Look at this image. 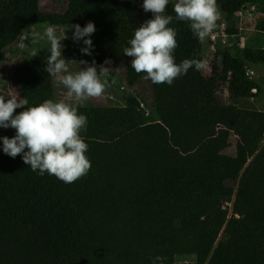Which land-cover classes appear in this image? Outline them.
Masks as SVG:
<instances>
[{"label": "trees", "instance_id": "trees-1", "mask_svg": "<svg viewBox=\"0 0 264 264\" xmlns=\"http://www.w3.org/2000/svg\"><path fill=\"white\" fill-rule=\"evenodd\" d=\"M257 1L264 0H217V9L225 15ZM176 2L166 6L175 62L202 60L189 22L176 19ZM26 3L18 0L5 18L0 61L32 26L91 21L93 48L85 58L99 73L102 53L130 47L145 22L143 0H65L64 10L24 13ZM254 28L264 33V15ZM237 44H213L208 88L194 66L171 85L139 73L125 105L78 106L87 118L80 135L91 168L72 183L33 171L23 153H4L0 137V264H172L180 256L190 258L186 264H264V111L234 106L255 95L248 63L264 62V48H244L236 58ZM105 79L114 86L111 72ZM235 136L245 148L230 156ZM69 196L79 203L70 235Z\"/></svg>", "mask_w": 264, "mask_h": 264}, {"label": "clouds", "instance_id": "clouds-1", "mask_svg": "<svg viewBox=\"0 0 264 264\" xmlns=\"http://www.w3.org/2000/svg\"><path fill=\"white\" fill-rule=\"evenodd\" d=\"M168 2L143 0L144 11L153 13V18L135 30L134 37L129 41L130 47L124 49V54L133 58L131 66L137 73H146V78L155 84L171 85L175 78L186 74L193 66L201 71L206 69L207 64L195 59H185L179 64L175 62L176 31L169 26L173 17L165 15ZM174 12L177 20L189 22L201 42L211 35L218 20L217 0H177ZM71 27L74 28L72 39L76 42L83 40L86 45L81 52L91 55L93 43L90 37L95 32L94 23L89 21L84 27L79 24ZM31 36L34 44L45 38L50 42L45 70L67 91L59 100L48 99L30 107H26L27 99L14 94L0 95V127L16 130L12 138H2L3 152L13 158L23 153L24 163L33 171L39 170L41 175L47 172L65 183H72L91 168L85 154L88 145L80 135L81 129H86L87 118L78 114V106L89 98L103 94L108 81L101 77L109 75L110 69L105 65L111 61L105 60L99 73L95 61L91 66L73 73L69 70V61L61 55V41L67 38L66 29L57 35L56 29L48 26L43 36L39 33H32ZM37 54L38 50L33 49L32 57ZM17 108L24 110L14 114ZM156 259L161 260L162 257L157 256Z\"/></svg>", "mask_w": 264, "mask_h": 264}, {"label": "rangeland", "instance_id": "rangeland-1", "mask_svg": "<svg viewBox=\"0 0 264 264\" xmlns=\"http://www.w3.org/2000/svg\"><path fill=\"white\" fill-rule=\"evenodd\" d=\"M176 1V0H175ZM18 0H0V31L3 29L4 21L9 13V11L15 6ZM143 5V4H142ZM142 5L138 6L144 16L145 21L153 18V13L145 12ZM66 7L65 0H27L23 8L24 13H29L32 10H64ZM218 10V9H217ZM169 12L165 9V15H169ZM264 15V1H257L255 3H249L245 9L240 13L239 10L233 9L228 14L222 15L220 10H218V20L216 21V26L210 36L206 37L202 43L204 47V60H207L209 57V45L208 42L213 46L217 44L219 46L223 45L224 47L230 46L236 42V35L229 36L226 32V28H236L239 29L240 34H238L239 44L243 46H234L231 54L236 58H241L242 51L246 46L252 48H264V33L259 32L254 28V23L256 20L260 19ZM219 19H223L226 22H219ZM56 29L57 35L60 31L65 29L62 27H57L53 25ZM46 28L39 26H32L27 32H25L18 42V46L22 48V52L19 55L20 60L11 61V64L14 63L11 67H5L3 63H0V95H17L21 99H27L28 105L36 106L40 103H43L45 100L51 99L52 94H65L66 89L62 84H60L55 77L51 76L46 69L47 59L50 55V42L45 38L40 40L37 43L32 42V33H39L43 36ZM74 29H66L67 38L61 41L63 45L61 50L62 57L69 61V70L73 73L80 71L82 68L90 66L85 58V53L81 52V48L85 47L83 40L76 42L72 39ZM229 36H227L225 33ZM217 35V36H215ZM221 44V45H220ZM71 47L74 49L71 50ZM33 49L38 50V54L35 57H32L31 53ZM125 48H118L114 51H105L102 53V56L105 60H110L111 63L108 64V67L111 69L112 75L121 69V67H126V81L127 89L120 90L117 86L113 88V92L119 97L122 102V98L125 96V93L129 94L134 91L137 86V80L139 73H137L131 66L132 57H129L124 54ZM81 56V59L78 56ZM27 57V58H26ZM84 61L82 65L78 59ZM9 61L6 62L9 63ZM210 62V61H209ZM206 62V63H209ZM214 62V61H213ZM212 66L207 64L206 69L208 74H205L204 86L209 87L208 77L212 75L211 70ZM249 74L253 80L257 83V92L254 97V102H256L257 111H264V62L254 63L249 66ZM105 79V77H101ZM121 85V84H120ZM107 86V85H106ZM107 90V87H105ZM109 91L98 97L97 105H109L106 100L112 101V96L109 94ZM7 100L8 97L6 96ZM93 107V106H92ZM24 110L23 108L15 109L14 114H18L20 111ZM16 135V130L12 127L3 128L0 127V137L5 136L12 138ZM245 148V143L239 137H234L229 145L226 148V153L230 156H235ZM165 206L168 203L164 204ZM226 206L230 207V203H226ZM68 235L73 234L77 230V219L79 212V203L76 197H68ZM39 253L37 254L38 260L43 262L45 255V244L43 240H40L37 243ZM190 258L188 256L177 257L172 264H186ZM39 264V263H38ZM65 264H70L66 261ZM83 264H89L88 262Z\"/></svg>", "mask_w": 264, "mask_h": 264}, {"label": "crops", "instance_id": "crops-1", "mask_svg": "<svg viewBox=\"0 0 264 264\" xmlns=\"http://www.w3.org/2000/svg\"><path fill=\"white\" fill-rule=\"evenodd\" d=\"M252 3H254V2H252ZM219 22H223L224 23L226 21L223 20V19H219ZM55 26L62 27V28H65V29H74L71 26H63V25H55ZM238 34H240L239 29H238ZM237 42H238L237 45H239V46L242 45V44H239V41L238 40H237ZM16 43L13 44V46L7 51V53L5 54V56L3 57V59L0 61V63H3L5 67H11V66H13L14 63L11 64V61H14L15 62L17 60H20L19 55L22 52V48H20L18 46V44H16ZM207 43L209 45V57H208L207 60H204V51L205 50H204V47H203V45L201 43V58L205 62H209L210 61L209 63H206V64L213 65L214 64V62H213L214 61V46H212L208 42V39H207ZM247 47H249V46H246V48ZM71 50L74 51V49L72 47H71ZM78 58L81 59V56L79 55ZM79 59H78V61L82 65L81 60H79ZM9 60H10V62L6 64V62L9 61ZM252 64H254V63H248L249 66L252 65ZM110 72H111V69H110ZM202 73H203V75L208 74L207 70L206 71L202 70ZM125 74H126V67L125 66L121 67V69L118 70L117 72H115L113 75H112V72H111V78H112V81H113L114 86H111V85H109L107 83V86H106L107 87V90H106V88L104 90L106 93L108 92V90H110L109 91V94L112 96V101L111 100H106L107 103H109V105H118V106L125 105V99L124 98H125V96L128 93L127 94L125 93V96L122 98V102H121L120 99H119V97L113 92L114 91L113 88H115V86H117L119 88V90H120V87H122L121 89H125V88L127 89V81H126ZM0 78H2L1 75H0ZM257 90H258V88H257ZM256 92H255V95H256ZM64 95L65 94L63 92H62V94H57V95L56 94H52L51 95V99L54 100V101H56V100H59V99L63 98ZM255 95L253 97H240V98H238L237 102L234 103V106L237 107V108H241V109H247V110H255V111H257V107H256L257 106L256 105V102L257 101L254 102V100H253L254 97H255ZM97 101H98V97L89 98V99L83 101L79 106L92 107V106H94V105L97 104Z\"/></svg>", "mask_w": 264, "mask_h": 264}, {"label": "built area", "instance_id": "built-area-1", "mask_svg": "<svg viewBox=\"0 0 264 264\" xmlns=\"http://www.w3.org/2000/svg\"><path fill=\"white\" fill-rule=\"evenodd\" d=\"M235 10H239L240 9V13L245 9V8H242V7H236V8H234ZM225 23V22H224ZM225 33V32H224ZM226 34V33H225ZM227 35V34H226ZM233 35H236V34H233ZM233 35H231V36H233ZM215 36H217V35H215ZM228 36V35H227ZM230 36V37H231ZM229 37V36H228ZM237 38H236V41L238 40V35L236 36ZM221 45V44H220ZM220 47H224L223 45H221ZM241 47H242V45H241ZM141 106H143V104H141Z\"/></svg>", "mask_w": 264, "mask_h": 264}]
</instances>
